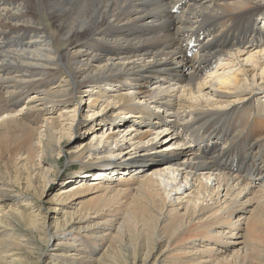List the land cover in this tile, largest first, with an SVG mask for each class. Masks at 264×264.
<instances>
[{
	"label": "bare ground",
	"instance_id": "6f19581e",
	"mask_svg": "<svg viewBox=\"0 0 264 264\" xmlns=\"http://www.w3.org/2000/svg\"><path fill=\"white\" fill-rule=\"evenodd\" d=\"M262 43L264 0H0V203L16 205L0 215L1 252L53 249L58 264H264ZM85 97L113 109L99 122L107 133L96 130L105 144L81 145L72 162L91 156L96 175L118 174L108 162L128 138L125 166L64 192L60 201L93 196L71 219L59 207L63 223L40 222L28 212L40 198L31 170L42 141L55 153L65 114L47 116L72 102L76 113ZM129 166L141 176L124 177Z\"/></svg>",
	"mask_w": 264,
	"mask_h": 264
},
{
	"label": "rangeland",
	"instance_id": "374dc122",
	"mask_svg": "<svg viewBox=\"0 0 264 264\" xmlns=\"http://www.w3.org/2000/svg\"><path fill=\"white\" fill-rule=\"evenodd\" d=\"M200 39H203L202 35ZM262 44L264 45V43ZM263 45L260 46L263 47ZM219 64H220L219 62L216 63L212 71L214 69H217ZM262 67H264V64ZM259 73L260 70L258 74ZM88 102L89 101L87 97H85L83 103H81V105L77 108L78 110L76 111V113L74 112V110L76 109L75 108L76 102H72L71 104H69V106L59 107L56 111H53L54 113L49 114L47 116L52 118H56V117L58 118L60 114L62 113L65 114L64 117L59 119V123L61 124V127L58 130V132H56L55 134L56 144H57L55 153H53L51 157L47 156L42 148V142H43L42 141L41 144L38 145L40 151L39 156L34 158L35 167H33V169L31 170L33 172L31 174L33 178L31 177V179L34 181V186L36 190L39 192L40 198L37 200L35 197L32 196L34 199H32L33 203L32 206L29 207L30 210H28V212H31L33 214L32 216L36 217L40 222H42L43 217L48 216V222L50 224H52L51 221L53 220H56V222L59 223H63L65 217V215H63V211L66 212L65 214H69V216L68 215L67 216L69 217V219H71V217H73L72 215L76 213L75 211L80 207V205L84 206L91 202V199L93 197L92 193L79 194V196L75 197L76 200L72 202L66 200L63 201L59 200L61 196L67 194L64 192H68L70 189L79 187L77 190H80L83 187H87L88 184H94V182L98 183L95 178L100 175H96L95 173L100 172L97 170V168L99 169L98 166L100 164L94 163L95 162L94 157L86 156L80 160L81 162L76 163V162H72L71 155H73L76 150H79L81 148L80 147L81 145L83 147L84 146L83 144H91L95 148L99 146L102 147L105 144L104 142L103 143L99 142L100 140L98 139V136L100 134L98 135L99 132H97L96 130L100 129L103 133L104 132L107 133L106 130L108 128L102 126L103 123L102 125H99V122L100 120L104 119L106 116L110 115L113 108L112 107L107 108V104H106L107 102H104V100L101 101L99 104L100 106L96 108H87ZM18 108H20V106ZM121 120H125V118H122ZM120 137H123L122 133ZM40 139L44 140L42 134ZM122 140L124 141V139ZM127 142H128V138L126 144L125 142H122L123 144L120 143V145H122L121 150L116 149L117 151L115 152V155L116 154L118 155L117 157H113V155H111L112 158H110L109 160L110 162L108 163H110L109 165L112 169H116V172L118 171V174L115 173L114 174L107 173L106 175L104 174L105 176H107V179H115L117 176L118 177L121 176V174L119 173V169L124 168L125 165H123V163L125 161H123V159L127 158V155L123 154V152L130 148L129 146L130 144H127ZM157 142L159 144L155 145V150H159L160 148L165 147V143H162L159 140H157ZM222 142H223L222 140H218L217 147L220 146ZM184 143L187 144V146L191 145V143H189L188 140H186ZM191 148H194V146ZM220 153H223V151L221 150ZM220 153L216 155H219ZM160 154L161 153L158 152L153 155L156 156ZM80 163H82V165H85L86 169H83V171H81L83 166ZM21 165L22 163L18 165L19 172L16 173L15 172L16 166L13 164V162L11 163L10 171L12 172V177L16 179L18 185L22 186L21 188L24 193H27V195H32V192L28 191L27 188L24 187L25 186L24 180L29 176L28 173L25 170H23ZM130 167L131 166H129L128 172L125 173V175L123 176L124 177L129 176L131 178L132 177L139 178L141 174L137 172L132 173L134 167L132 168ZM111 168H105V170L110 171ZM84 172L85 173L87 172L86 174L88 175L84 176L85 175ZM77 173H82V174H77ZM100 174H103V170L101 171ZM104 175L102 176L104 179H106ZM12 186H13L12 183H10V185H8L7 187L10 188ZM184 191L185 188L183 187V189L178 192V194L181 195L178 196L185 195ZM175 197H177V195L172 196V198ZM37 201H39V203ZM10 207L11 208L14 207L13 209H16L15 203H13V201H10V198L8 196H5L0 203V215L3 214L6 215ZM59 207L60 208L64 207L65 209H62L63 211L57 212V209H59ZM1 230L2 229L0 227V232H2ZM9 232H5V233H7L9 236L19 237L17 235L16 236L14 235L16 231H12L11 235L9 234ZM21 239L22 238H19L17 241H20ZM24 247L26 249L29 248V246H24ZM1 250L2 248L0 247V261L3 262L2 257H5L6 260H4L3 262L4 264H58L56 262L55 263L51 262V260L49 259V256L53 254L52 252L53 249H50L51 251L48 250L47 252H43V253H40L39 251H34L31 253L30 259L24 256V254L27 252L25 249L24 250H19V249L17 250V248L15 250L12 249L13 252H8V254H14V256H10V257H8L5 253H2Z\"/></svg>",
	"mask_w": 264,
	"mask_h": 264
}]
</instances>
